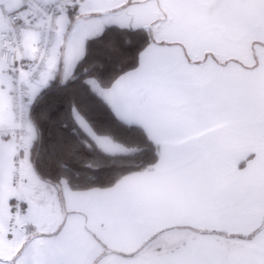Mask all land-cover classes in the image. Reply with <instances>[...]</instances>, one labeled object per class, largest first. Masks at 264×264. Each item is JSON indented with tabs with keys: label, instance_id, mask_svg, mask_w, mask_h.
<instances>
[{
	"label": "snow or ice",
	"instance_id": "obj_1",
	"mask_svg": "<svg viewBox=\"0 0 264 264\" xmlns=\"http://www.w3.org/2000/svg\"><path fill=\"white\" fill-rule=\"evenodd\" d=\"M0 264H264V0H0Z\"/></svg>",
	"mask_w": 264,
	"mask_h": 264
}]
</instances>
